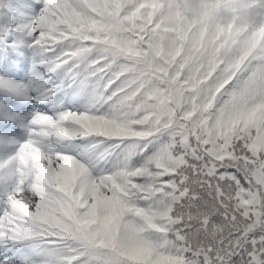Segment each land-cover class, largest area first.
<instances>
[{
  "label": "snow or ice",
  "instance_id": "6c2138e0",
  "mask_svg": "<svg viewBox=\"0 0 264 264\" xmlns=\"http://www.w3.org/2000/svg\"><path fill=\"white\" fill-rule=\"evenodd\" d=\"M0 264H264V0H0Z\"/></svg>",
  "mask_w": 264,
  "mask_h": 264
}]
</instances>
